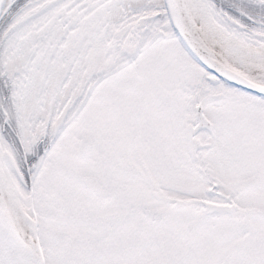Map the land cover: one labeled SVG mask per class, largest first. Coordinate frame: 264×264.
<instances>
[{
	"label": "snow or ice",
	"instance_id": "1",
	"mask_svg": "<svg viewBox=\"0 0 264 264\" xmlns=\"http://www.w3.org/2000/svg\"><path fill=\"white\" fill-rule=\"evenodd\" d=\"M0 264H264V0H0Z\"/></svg>",
	"mask_w": 264,
	"mask_h": 264
}]
</instances>
